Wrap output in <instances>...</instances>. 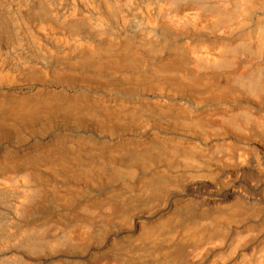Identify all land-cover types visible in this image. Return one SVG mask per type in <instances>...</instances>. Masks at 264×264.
Segmentation results:
<instances>
[{
	"label": "bare ground",
	"instance_id": "bare-ground-1",
	"mask_svg": "<svg viewBox=\"0 0 264 264\" xmlns=\"http://www.w3.org/2000/svg\"><path fill=\"white\" fill-rule=\"evenodd\" d=\"M0 264H264V0H0Z\"/></svg>",
	"mask_w": 264,
	"mask_h": 264
}]
</instances>
